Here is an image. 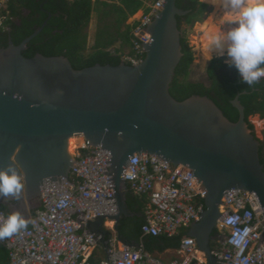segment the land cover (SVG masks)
<instances>
[{
	"label": "water",
	"instance_id": "obj_1",
	"mask_svg": "<svg viewBox=\"0 0 264 264\" xmlns=\"http://www.w3.org/2000/svg\"><path fill=\"white\" fill-rule=\"evenodd\" d=\"M176 2L164 0L147 27L152 38L142 44L146 55L137 66L122 62L75 70L64 56L24 57L47 21L20 45L10 40L0 49V170L12 166L24 185L18 199L0 197V207H7L10 214L19 212L29 225L41 193L70 179L76 162L70 140L83 135L93 147L106 151L104 176L118 207L116 215L98 216L85 226L104 249L111 236L105 228L107 219L115 221L118 240L127 244L121 237V221L142 216L127 204L126 168L135 154L157 156L175 169L190 168L192 178L206 191L201 220L188 232L206 264H217L213 233L225 194L249 192L264 210L262 143L245 120L241 95L232 101L239 112L234 123L207 96L180 102L170 93L184 56L177 17L189 14Z\"/></svg>",
	"mask_w": 264,
	"mask_h": 264
},
{
	"label": "built area",
	"instance_id": "obj_2",
	"mask_svg": "<svg viewBox=\"0 0 264 264\" xmlns=\"http://www.w3.org/2000/svg\"><path fill=\"white\" fill-rule=\"evenodd\" d=\"M9 0L0 2V29L9 31L7 10ZM164 0H157L149 13L139 19L134 31L135 56L126 54L124 62L139 65L145 54L142 44H149L146 31L156 13L163 9ZM74 154L76 162L70 179L53 185L41 193L40 206L26 229L11 238L0 240L10 255L11 264H94L91 258L103 248L99 238L89 234L88 222L98 216L117 214L114 189L104 176L106 151L93 147L83 135ZM193 171L183 165L175 169L154 155L135 154L126 168L125 181L133 194L146 197L144 236L176 237L201 220L207 195L192 178ZM8 214L0 209V224ZM264 212L257 197L240 190L225 194L218 220L219 235L212 248L217 264H264ZM111 233L109 245L99 264H206L196 240L188 235L176 251L177 257L165 262L158 256L118 240L115 221L106 220Z\"/></svg>",
	"mask_w": 264,
	"mask_h": 264
},
{
	"label": "trees",
	"instance_id": "obj_3",
	"mask_svg": "<svg viewBox=\"0 0 264 264\" xmlns=\"http://www.w3.org/2000/svg\"><path fill=\"white\" fill-rule=\"evenodd\" d=\"M147 1L149 0H9L7 10L2 11L8 17L6 25L9 31L3 32L0 29V49L7 47L10 40L15 45H20L47 21L43 31L27 45L23 52L24 57L32 59L37 54L46 57L64 56L70 60L75 70L97 64L118 66L123 62L126 53L130 56L136 54L133 40L134 30L139 23L127 25V21L142 9L148 13L150 9L145 8ZM95 3L98 5L97 10L100 9L101 22L92 51L87 53V28L95 10ZM176 4L179 9L188 11L189 14L177 17L178 27L183 32L184 56L177 67L170 89L171 95L180 102L196 95L207 96L231 122L236 123L239 112L233 107L232 101L240 94V102L245 107V120L254 131L250 118L260 115L264 119V79L249 87L240 80L234 67H228L221 60H213L208 67L211 80L209 87L188 81L194 55L186 39L183 24L193 25L200 22L210 12V8L200 0H177ZM141 57L144 59L145 54ZM260 160L264 166V143L260 148ZM199 202L205 203L204 200ZM146 203V197L139 198L128 190L127 204L132 212L143 215ZM0 209L10 215L7 207L1 206ZM143 224V216L124 218L120 225L121 237L128 245H142L151 254L162 255L168 250H179L183 238L188 235V231L183 230L181 234L171 238L144 236ZM213 235L217 237L218 231H214ZM215 246L216 243H212V248ZM98 252L105 255L103 248ZM98 252L91 258L94 264L102 261ZM0 264H11L9 251L4 246H0Z\"/></svg>",
	"mask_w": 264,
	"mask_h": 264
},
{
	"label": "clouds",
	"instance_id": "obj_4",
	"mask_svg": "<svg viewBox=\"0 0 264 264\" xmlns=\"http://www.w3.org/2000/svg\"><path fill=\"white\" fill-rule=\"evenodd\" d=\"M211 2L220 10L225 20L224 26L229 27L221 26L219 30L205 33L210 50L217 57H226L225 63L237 70L243 83L249 87L255 86L264 79V0H211ZM151 6L147 7L150 11ZM146 13L144 11L143 14ZM136 22L139 23V20ZM254 135L256 136L255 133ZM23 187L22 177L12 166L0 170V197L18 199ZM28 223L29 221L19 212L8 215L4 223L0 224V240L18 234L27 228Z\"/></svg>",
	"mask_w": 264,
	"mask_h": 264
},
{
	"label": "rangeland",
	"instance_id": "obj_5",
	"mask_svg": "<svg viewBox=\"0 0 264 264\" xmlns=\"http://www.w3.org/2000/svg\"><path fill=\"white\" fill-rule=\"evenodd\" d=\"M93 1L95 2L96 0H93ZM200 1L205 4H208L206 0H200ZM154 3H155L154 0H149L147 1L146 4L150 6V5H153ZM208 6L210 8V12L206 13V15L203 17L202 20H200V22H196L193 25L191 24L187 25L185 23L183 24V30L185 31L186 39L194 55V62L190 68L188 81L193 82V83H202L207 87L211 85V80L208 76V67L212 64L213 60H221L223 64H226L225 63L226 57H217L215 54H209L208 52L205 51L207 47V42L206 43L203 42V39L205 38V36L204 34H202L203 32L201 31V27H202L201 25L205 21L207 22L209 19L213 18L214 16H218L216 18L221 19V22L218 24L220 28L221 26H224L225 24L224 18L221 17L220 10L217 7H215L213 4H208ZM97 8H98V5L95 3V10L92 13L91 21L87 28V33H88L87 53L92 51V47L95 44L96 34H97V31L99 29V25L101 22L100 14H99L100 9H98L99 10L98 12ZM142 12L143 11H139L135 16L129 18L127 21V25H131L135 23L136 21H138L139 19H141V17L143 16ZM227 26L229 27V25H225L224 27L227 28ZM250 122L254 125V132L257 135V137L264 142V120L261 119L259 115H257V116L251 117ZM74 139L76 141V144H75L74 150H72L71 148L72 150L71 153L73 152L72 154L76 153V148L78 146L77 142L79 144L80 143L79 141H81L79 138H74Z\"/></svg>",
	"mask_w": 264,
	"mask_h": 264
},
{
	"label": "bare ground",
	"instance_id": "obj_6",
	"mask_svg": "<svg viewBox=\"0 0 264 264\" xmlns=\"http://www.w3.org/2000/svg\"><path fill=\"white\" fill-rule=\"evenodd\" d=\"M206 2H208V4H212V2H211V0H206ZM217 15V14H216ZM220 15V14H219ZM216 17H218V16H214L213 18H211V19H209L207 22L205 21L201 26V31L203 32L202 34H204V36H205V33L207 32V31H215V30H219L220 29V27L218 26V24L221 22V19L220 18H216ZM222 17V16H221ZM223 18V17H222ZM223 21V20H222ZM199 25V26H200ZM228 27V26H227ZM200 31V30H199ZM203 42L204 43H206L207 42V47H206V52H208L209 54H215V53H213L211 50H210V48H209V46H208V41H207V38H206V36H205V38L203 39ZM203 43V44H204ZM202 44V43H201ZM204 48V47H203ZM262 122V121H261ZM260 123V122H259ZM262 125V124H261ZM261 127V126H260ZM80 140H82V139H80ZM79 142H81V141H79ZM75 144H76V141H75V139L73 138V139H71L70 140V153H71V151L72 150H74L75 149ZM77 145H79L78 144V142H77ZM71 148H72V150H71ZM73 153V152H72ZM71 153V154H72Z\"/></svg>",
	"mask_w": 264,
	"mask_h": 264
},
{
	"label": "crops",
	"instance_id": "obj_7",
	"mask_svg": "<svg viewBox=\"0 0 264 264\" xmlns=\"http://www.w3.org/2000/svg\"><path fill=\"white\" fill-rule=\"evenodd\" d=\"M97 1V0H96ZM102 1V0H101ZM109 2H113V1H109ZM147 2H145V8H147V7H149L147 4H146ZM203 3V2H202ZM208 5V4H207ZM141 11H143L142 12V14L144 13V9H142ZM99 12V11H98ZM97 12V13H98ZM99 14H100V12H99ZM100 26V25H99ZM117 47H118V45H116ZM32 214H33V212H32ZM139 217H142V216H139ZM134 245V244H133ZM139 245V244H138ZM140 246V245H139ZM176 251L177 250H168V251H166L164 254H162V255H159V254H154V255H156V256H158L159 258H161L162 260H164L165 262H169L170 260H172V259H174L175 257H177V253H176ZM104 257V255L102 256V258Z\"/></svg>",
	"mask_w": 264,
	"mask_h": 264
},
{
	"label": "flooded vegetation",
	"instance_id": "obj_8",
	"mask_svg": "<svg viewBox=\"0 0 264 264\" xmlns=\"http://www.w3.org/2000/svg\"><path fill=\"white\" fill-rule=\"evenodd\" d=\"M252 124V123H251ZM253 125V124H252ZM254 126V125H253ZM255 133V132H254ZM256 137H257V135H256ZM263 231H264V225H263ZM218 236V235H217Z\"/></svg>",
	"mask_w": 264,
	"mask_h": 264
}]
</instances>
